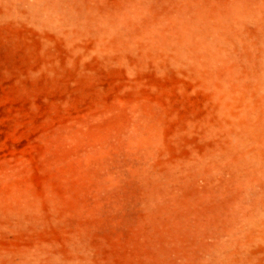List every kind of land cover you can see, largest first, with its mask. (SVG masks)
<instances>
[{"label":"rangeland","instance_id":"1","mask_svg":"<svg viewBox=\"0 0 264 264\" xmlns=\"http://www.w3.org/2000/svg\"><path fill=\"white\" fill-rule=\"evenodd\" d=\"M0 264H264V0H0Z\"/></svg>","mask_w":264,"mask_h":264},{"label":"bare ground","instance_id":"2","mask_svg":"<svg viewBox=\"0 0 264 264\" xmlns=\"http://www.w3.org/2000/svg\"><path fill=\"white\" fill-rule=\"evenodd\" d=\"M46 8V7H45ZM57 9V8H56Z\"/></svg>","mask_w":264,"mask_h":264}]
</instances>
